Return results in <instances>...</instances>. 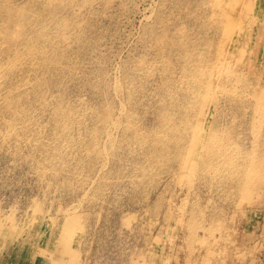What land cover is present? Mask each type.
<instances>
[{
	"label": "rangeland",
	"instance_id": "rangeland-1",
	"mask_svg": "<svg viewBox=\"0 0 264 264\" xmlns=\"http://www.w3.org/2000/svg\"><path fill=\"white\" fill-rule=\"evenodd\" d=\"M0 264H264V0H0Z\"/></svg>",
	"mask_w": 264,
	"mask_h": 264
}]
</instances>
